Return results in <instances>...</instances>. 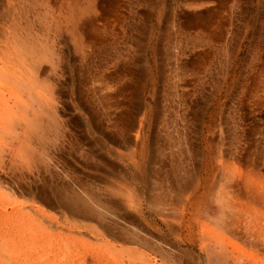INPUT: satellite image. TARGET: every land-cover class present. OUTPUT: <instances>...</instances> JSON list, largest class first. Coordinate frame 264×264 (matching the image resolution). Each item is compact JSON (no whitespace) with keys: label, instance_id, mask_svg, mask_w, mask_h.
<instances>
[{"label":"rangeland","instance_id":"obj_1","mask_svg":"<svg viewBox=\"0 0 264 264\" xmlns=\"http://www.w3.org/2000/svg\"><path fill=\"white\" fill-rule=\"evenodd\" d=\"M1 1L4 24L0 26L4 27L18 12L17 7L11 10L9 2L18 0ZM25 1L32 6L46 2L38 15L64 2L72 14L70 21L61 18L58 22L62 32L58 28L55 36L60 53L51 57L57 67L53 77L63 117L70 120L77 107L91 127L81 121L79 127L76 120H70L63 165L77 171L81 184L96 188L93 194L107 196L114 212L108 222L116 228L140 237L147 234L148 242L164 250L176 249L188 264H215L216 254L202 248L197 239L202 221L221 235L216 224L220 221L217 195L222 192L229 149L237 146L236 167L250 164L247 157L254 153L264 158V0H97L87 9L79 7L78 0ZM98 62L111 63V87L100 80L95 86L88 82L93 71L87 72L86 66ZM102 95L112 100L98 114L102 122L97 123L90 115L94 111L90 106L97 105L88 100ZM125 122L132 126L135 122L136 130L142 124L145 149L140 156L132 157L134 149L123 148L117 140L118 125ZM187 147L193 151L192 161L183 156ZM186 180L191 181L187 184ZM16 200L29 202L20 196ZM82 222L100 227L96 222ZM125 237L111 242L118 249L137 248L138 257L148 255L162 264L154 249L127 243ZM219 241L209 242L218 246Z\"/></svg>","mask_w":264,"mask_h":264},{"label":"bare ground","instance_id":"obj_2","mask_svg":"<svg viewBox=\"0 0 264 264\" xmlns=\"http://www.w3.org/2000/svg\"><path fill=\"white\" fill-rule=\"evenodd\" d=\"M96 1L81 0L80 2L78 0V4L79 7L82 5L87 9ZM9 4L11 10L17 7L18 12L14 11L15 18L11 19L10 25L0 26V264H161L148 255L138 257L140 251L137 248L124 246L125 248L118 249L114 243L112 244L111 241L119 239L121 241L125 235L127 243L140 245L143 249L146 247L154 249V252L161 257L162 264H188L184 261L185 259H181L176 249L164 250L157 245L158 243L148 242L145 237L147 234L144 235L145 238L142 237L143 235L141 238L137 233L124 232L108 222L114 212H112V203L105 198L107 196L99 195L98 192L93 194L96 188L93 189L90 183L81 184L77 171L73 168L69 169L61 161L70 120H76L79 127L80 121L81 125L91 127L87 118L80 115L77 107L74 113L70 114V120L63 117L58 83L55 84L53 77L57 75V71L55 63H51V57L60 53L58 52L60 46L55 36L59 32V20L63 18L67 21L71 18L68 4L64 2L43 15L38 13L40 8L47 6L46 2L32 6L25 0H18V2L10 1ZM30 13L32 17L34 15L33 19L30 18ZM110 64L89 63L86 69L87 72H91L90 69H92L93 76L89 75L88 82H93L95 86L100 80L102 84L107 85L106 87H111L112 65ZM102 96L88 100L97 105L95 107L89 105L96 111H92L90 115L96 118L97 123L102 122V117L98 114L100 111H105L112 100L106 95ZM97 107L102 108L98 110ZM129 123L118 125L120 137L117 140L123 148L134 149L135 156L132 157H137L142 155L145 149L142 124L139 130H136L135 122L133 126ZM236 147L229 149L228 169L222 181V192L217 195L220 202V209H218L220 221L216 224L221 230V235L216 233L217 228L208 226L209 222L202 221L199 227L201 233L198 232L201 237L197 240L202 248L216 254L215 264H264V158H259L257 153H254V156L247 157V162L250 164L245 166L244 162L245 164L240 163V166L236 167L234 163L239 159ZM177 151H179L178 148ZM190 151L193 153L190 147L184 149L183 156L190 159L192 156ZM179 155L182 156L181 153ZM156 173L158 174V171ZM174 173L176 177L175 170ZM65 181H68L67 185ZM183 181L185 182V179ZM172 185L169 184V187ZM17 196L25 197L29 202L26 200L18 202ZM10 197L15 198L10 200ZM172 198L174 200V197ZM155 202L159 207L162 206L160 201ZM49 210L53 213L49 214ZM181 218L184 220V217L181 216ZM204 218L208 217L205 215ZM82 221L96 222L100 227L88 226ZM215 238L220 240L218 246L209 242ZM213 245L217 248H211Z\"/></svg>","mask_w":264,"mask_h":264}]
</instances>
